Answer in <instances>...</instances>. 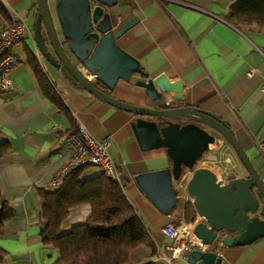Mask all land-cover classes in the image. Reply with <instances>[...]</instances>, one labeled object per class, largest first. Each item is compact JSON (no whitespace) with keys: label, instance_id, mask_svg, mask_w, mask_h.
I'll return each instance as SVG.
<instances>
[{"label":"crops","instance_id":"0c3cea01","mask_svg":"<svg viewBox=\"0 0 264 264\" xmlns=\"http://www.w3.org/2000/svg\"><path fill=\"white\" fill-rule=\"evenodd\" d=\"M161 1L117 0L109 11L120 23L137 17L138 21L117 39L118 45L139 60L146 79L161 73L176 75L178 91L151 100L143 87L135 85L142 77L135 74L131 81L118 80L109 89L110 95L135 105L159 107L165 99H174L182 92L183 98L175 99L179 106H198L228 124L264 182L256 147L257 138L264 134V95L260 90L264 83V28L240 30L227 21L225 16L236 0ZM36 10V0H0V32L14 17L24 19L30 30L25 40L11 48L20 58L12 73L13 87L0 91V142L10 144V150L0 158V192L16 211L0 229V247L7 252L2 264H52L58 258V249L41 240L42 201L36 188L51 189L50 179L76 152L75 142L64 136L71 123L43 94L29 61L32 55L78 127L82 125L99 138L111 137L108 149L125 181V195L151 238L136 246L124 264H191L186 256L171 258L166 250L171 240L157 231L169 220L185 222L188 194L179 189L177 206L164 214L134 180L136 174L171 166L165 148L142 150L131 127L134 114L73 86L58 70L51 73L62 90L55 85L41 63L43 56L40 60L36 57ZM252 68L260 71L248 75ZM87 166L85 177L101 173L99 167ZM90 211L89 204L71 209L61 232L84 222ZM195 214L193 223L203 220ZM215 248L221 264H264V236L246 245L219 243Z\"/></svg>","mask_w":264,"mask_h":264},{"label":"water","instance_id":"95a60500","mask_svg":"<svg viewBox=\"0 0 264 264\" xmlns=\"http://www.w3.org/2000/svg\"><path fill=\"white\" fill-rule=\"evenodd\" d=\"M116 3L117 0H55V9L51 10L49 0H36L33 37L37 49L70 84L134 114L131 127L142 150L165 148L171 160L169 168L134 176L137 185L162 213L169 214L177 206L183 168L192 170L185 192L197 215L203 218L195 225L194 234L210 248H193L186 254L187 261L221 264L215 250L219 243L241 246L264 236V182L233 132L214 113L189 105L160 108L131 104L104 92L85 77L81 68L93 75L95 81L113 89L118 80L131 81L141 73L139 60L117 43L138 19L131 17L120 23L116 15L106 10ZM43 33L54 55L48 50ZM135 85L143 87L151 100H160L163 94L178 91L180 81L176 75L168 77L161 73L154 78L138 77ZM173 98L180 100L183 93L177 92ZM202 124L230 143L247 171L246 176L233 177L222 184L210 169L194 168L209 143L215 142V136Z\"/></svg>","mask_w":264,"mask_h":264},{"label":"trees","instance_id":"16d2710c","mask_svg":"<svg viewBox=\"0 0 264 264\" xmlns=\"http://www.w3.org/2000/svg\"><path fill=\"white\" fill-rule=\"evenodd\" d=\"M161 4L162 1L158 0ZM226 20L239 28H264V0H236L231 4ZM37 82L45 96L66 114L71 128L64 136H78V124L49 82L34 55L29 58ZM144 78L147 74L141 70ZM165 108V106H159ZM226 126L228 124L224 121ZM184 124V123H182ZM230 129V128H229ZM10 150V144L0 142V158ZM87 165L73 170L56 188L37 187L42 201L40 220L41 240L44 245L55 247L58 258L52 264H124L130 252L138 245L151 241L150 233L125 195L123 185L109 178L103 171L85 177ZM188 169L183 168L182 174ZM235 177L230 175V178ZM123 182L125 183L124 179ZM89 204L91 211L86 220L61 232L70 210ZM187 209V214H186ZM195 209L190 200L185 202L186 223L195 220ZM16 211L9 198L0 192V229L15 217ZM180 221H176L178 225ZM156 247H154V250ZM7 252L0 247V264Z\"/></svg>","mask_w":264,"mask_h":264},{"label":"built area","instance_id":"2783aa9c","mask_svg":"<svg viewBox=\"0 0 264 264\" xmlns=\"http://www.w3.org/2000/svg\"><path fill=\"white\" fill-rule=\"evenodd\" d=\"M106 10L109 12V8H106ZM29 32L30 30L26 21L20 17H14L11 23L5 26L0 32V91H6L13 87L12 73L14 68L18 65L20 58L11 48L25 40ZM36 57L39 60L40 57H42L38 49L36 50ZM81 71L87 79L92 80L94 78L85 68H81ZM258 71H260L258 68H252L249 70L248 75H253ZM87 75H90V78H88ZM260 90L264 95V83L261 85ZM163 105L165 107H176L179 106V102L175 99H165ZM78 131V136H67L76 144L75 154L72 158L67 160L55 176L50 179L49 187H58L63 179L81 165L97 166L109 178L122 185L123 179L108 149L111 137L105 136L99 138L91 134L82 125H79ZM256 143L258 154L264 161V134L260 138H257ZM203 156L197 160L194 168L200 167L199 164ZM191 174L192 170H190L188 174H183L181 177L184 183L181 184L180 180L179 186H181L180 188L184 191ZM217 179L222 184L227 182L219 178ZM196 224V222L186 223L181 221L176 225L172 220H169L164 226L157 230L159 234L171 240V243L166 246V250L170 252L171 258H185L186 254L195 247L201 250H205L209 247V245L203 243L201 239L195 236L194 227ZM164 258L170 261L166 256H164Z\"/></svg>","mask_w":264,"mask_h":264},{"label":"rangeland","instance_id":"374dc122","mask_svg":"<svg viewBox=\"0 0 264 264\" xmlns=\"http://www.w3.org/2000/svg\"><path fill=\"white\" fill-rule=\"evenodd\" d=\"M49 5H50L51 10H54L55 0H49ZM54 22H55L57 29H59L60 26H59L57 17L55 15V12H54ZM58 34H59V37L61 38L60 30L58 31ZM70 56L76 62V60L73 58L71 54ZM41 63L45 66L49 77H51L52 81L55 82V85L58 88H60L58 86L59 82L54 80L55 79L54 75L51 73L52 70H57V68L52 66L47 60H45L44 57L41 58ZM61 78L65 79L62 76V74H61ZM92 81H94V78L92 79ZM202 126L209 133L215 136V142H213L211 147L209 149L207 148L205 152L203 153L204 156L202 155L203 158L201 159L199 168L201 167L208 168L215 173L217 178H219L220 180H225V181H228V179L230 178V175H234L236 177L246 176L247 171L244 168L243 164L241 163L235 150L230 145V143L226 139H224L222 135H220L218 132L212 129L210 126L206 124H202ZM258 162L260 166L262 167L261 173L264 174V161L262 159H258ZM188 173L189 171L186 170L184 174H188ZM176 186L178 185L176 184ZM178 188L180 187L178 186Z\"/></svg>","mask_w":264,"mask_h":264},{"label":"flooded vegetation","instance_id":"af4514ba","mask_svg":"<svg viewBox=\"0 0 264 264\" xmlns=\"http://www.w3.org/2000/svg\"><path fill=\"white\" fill-rule=\"evenodd\" d=\"M109 13L111 14L112 12L109 11ZM43 38H44V42H45V44L47 45L48 50L54 55L53 49L51 48V45H50L49 40L47 39V36L45 35V33H43ZM61 38H62V37H61ZM61 40L63 41V39H61ZM65 46H66V43H65ZM55 56H56V55H55ZM94 83H95V85H97L98 87H100L104 92L110 94V93H109V89L106 88V87H104V85L101 84L99 81H97V80L95 81V80H94ZM246 175H247V174H246ZM256 214L260 215L259 212H257ZM251 215H253V214H251Z\"/></svg>","mask_w":264,"mask_h":264},{"label":"bare ground","instance_id":"6f19581e","mask_svg":"<svg viewBox=\"0 0 264 264\" xmlns=\"http://www.w3.org/2000/svg\"><path fill=\"white\" fill-rule=\"evenodd\" d=\"M87 76H88V78H90V75H87ZM211 145H212V143H209L208 149L211 147Z\"/></svg>","mask_w":264,"mask_h":264}]
</instances>
